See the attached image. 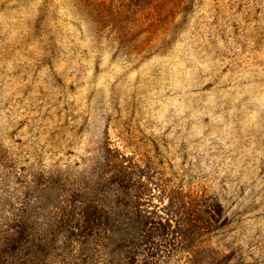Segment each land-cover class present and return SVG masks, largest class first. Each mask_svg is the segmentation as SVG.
I'll list each match as a JSON object with an SVG mask.
<instances>
[{
	"label": "rangeland",
	"instance_id": "rangeland-1",
	"mask_svg": "<svg viewBox=\"0 0 264 264\" xmlns=\"http://www.w3.org/2000/svg\"><path fill=\"white\" fill-rule=\"evenodd\" d=\"M108 147L170 218L156 264H264V0H0V222L40 264H110L58 232L103 206Z\"/></svg>",
	"mask_w": 264,
	"mask_h": 264
},
{
	"label": "trees",
	"instance_id": "trees-1",
	"mask_svg": "<svg viewBox=\"0 0 264 264\" xmlns=\"http://www.w3.org/2000/svg\"><path fill=\"white\" fill-rule=\"evenodd\" d=\"M145 168L148 165L140 166L133 158L108 147L103 156V206L71 200L59 206L58 222L64 230L58 232L64 237V246L81 243L78 237L87 239L88 235L100 233L103 254L110 258V264H156L162 254L154 250L158 246L154 239L164 233L171 236L173 230L170 218L164 216L166 211L150 210L143 207L146 202H139L151 182L150 178L143 180ZM21 219L15 214L0 222V264H40L45 246L29 237V229Z\"/></svg>",
	"mask_w": 264,
	"mask_h": 264
}]
</instances>
